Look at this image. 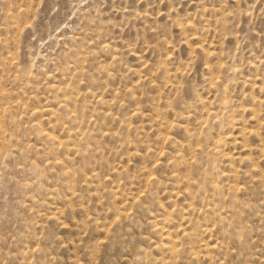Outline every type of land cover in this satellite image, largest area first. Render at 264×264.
I'll return each mask as SVG.
<instances>
[{
    "label": "rangeland",
    "instance_id": "rangeland-1",
    "mask_svg": "<svg viewBox=\"0 0 264 264\" xmlns=\"http://www.w3.org/2000/svg\"><path fill=\"white\" fill-rule=\"evenodd\" d=\"M0 264H264V0H0Z\"/></svg>",
    "mask_w": 264,
    "mask_h": 264
}]
</instances>
